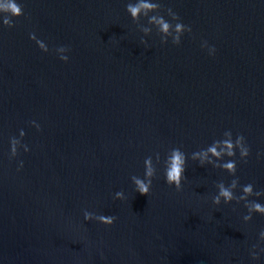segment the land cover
<instances>
[{
    "label": "water",
    "instance_id": "obj_1",
    "mask_svg": "<svg viewBox=\"0 0 264 264\" xmlns=\"http://www.w3.org/2000/svg\"><path fill=\"white\" fill-rule=\"evenodd\" d=\"M16 2L14 27L0 15V264H264V213L251 210L264 205V0H152L149 15L174 24L170 8L191 28L179 45L131 18L136 0ZM228 132L246 162L239 149L192 159ZM175 148L180 192L164 175ZM149 159L143 196L133 177L148 179ZM220 183L233 199L216 205Z\"/></svg>",
    "mask_w": 264,
    "mask_h": 264
},
{
    "label": "clouds",
    "instance_id": "obj_2",
    "mask_svg": "<svg viewBox=\"0 0 264 264\" xmlns=\"http://www.w3.org/2000/svg\"><path fill=\"white\" fill-rule=\"evenodd\" d=\"M161 9V5L156 2H152V0H136V3H129L126 6V11L128 14H130L131 18L133 20H138L141 14H143L144 17L148 19V22L150 24H155L158 27V30L160 33L163 34V37H167L169 35H172V41L173 44L179 45L181 36L185 33H191V28L186 27L183 23L180 22V18L177 14H175L170 8L167 10L168 16L171 17V20L173 23H170L164 19L162 15H149L150 12H153L155 10ZM23 9L21 6L16 2V0H0V15L3 16V25L12 28L14 27L12 18H20L23 16ZM143 31L145 33L151 31V29L145 27L143 28ZM174 33V35H173ZM30 39L35 40L39 49L43 52H48V48L40 40H37L34 34L30 35ZM143 43V41H142ZM203 47H207L206 42ZM59 53H65L68 51V49L61 47L57 50ZM215 49H209V54H214ZM60 59L67 62L68 57L66 55H60ZM33 126L39 130V125L35 124L33 122ZM21 136H24L25 133L23 130H21ZM228 136L227 139H224L222 141H216L211 146L207 148V151H203L200 153H194L192 156V159H197V157L201 158V163H203V160L207 158L208 153H211L213 156H221L222 154H226L229 157H234L236 154V149H239V155L241 160H244L246 162L247 157L250 154V149L246 146L244 137L242 135H238L233 141L231 138L232 134L231 132H228L226 134ZM20 143L17 139L14 137L11 139V157H16L17 155V145ZM222 144L223 145V152L217 150V145ZM24 151L27 152L28 148L26 145H24ZM145 164L147 165L145 176L148 177V179L141 180L139 178L133 177L136 191L143 196H148L150 192V188L152 185V178L156 174V169L152 166L151 160H146ZM23 167V164L20 165ZM186 157L183 152L179 150V148H175L172 150L171 155L167 158V162L165 165V179L166 183L169 187L174 186L177 192L182 191V180L185 179L184 173L186 169ZM223 168L227 169L232 175L235 176L236 174V162L234 160H228L222 165ZM238 179H234L231 182V187L234 188L238 184ZM220 191L219 194L214 196L212 198L213 203L218 205L220 203L221 197L225 199V201H230L233 199V192L231 191L230 187H226L223 183H220L218 185ZM243 192L245 194H253V186L252 184H247L243 187ZM256 196L264 195V192H255ZM118 197H123V193L119 192L117 193ZM241 199H244L246 197H240ZM251 210H255L259 213H264V205H261L260 203L256 201H251ZM86 220L91 219V216L89 214H85L84 217ZM99 221L105 225V226H112L115 220V217H106L104 215H101L98 217ZM245 219H250V217L246 216ZM262 237H264V231L261 232ZM258 257L253 254V259H257Z\"/></svg>",
    "mask_w": 264,
    "mask_h": 264
}]
</instances>
